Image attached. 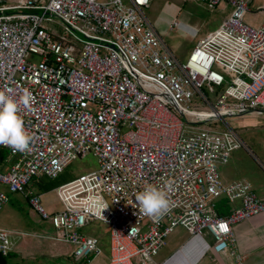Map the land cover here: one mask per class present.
Segmentation results:
<instances>
[{
    "label": "built area",
    "instance_id": "2783aa9c",
    "mask_svg": "<svg viewBox=\"0 0 264 264\" xmlns=\"http://www.w3.org/2000/svg\"><path fill=\"white\" fill-rule=\"evenodd\" d=\"M151 1L0 0V91L17 102L32 137L24 153L0 145L9 151L0 184L74 245L77 264H93L100 253L98 238L82 230L94 222L109 227L108 264H135L136 256L147 264L177 226L208 236L213 253L243 264L231 248L233 227L264 213V197L247 179L223 181L218 165L246 146L226 116L264 114V19L244 21L249 0H199L231 10L182 62L149 21ZM224 83L218 96L204 92ZM218 120L223 128L214 127ZM90 152L96 169L56 186L62 208L47 212L31 182L57 178ZM149 185L168 193L170 210L159 220L139 213L135 200ZM220 199L227 214L216 210ZM7 200L0 190V210ZM12 248V234L0 228V255Z\"/></svg>",
    "mask_w": 264,
    "mask_h": 264
},
{
    "label": "rangeland",
    "instance_id": "374dc122",
    "mask_svg": "<svg viewBox=\"0 0 264 264\" xmlns=\"http://www.w3.org/2000/svg\"><path fill=\"white\" fill-rule=\"evenodd\" d=\"M164 4H166L168 8L175 6V15L181 27L174 31H170L169 29L162 30L160 26L157 25L156 29L162 35L166 44L172 48L175 55L182 62L187 59L197 39L215 29L220 22L229 15L231 10V6L228 3H223L215 8H211L206 3L199 0H152L149 7L145 9V13L152 24L156 18L163 17V14H167L165 10H162V8H165ZM247 14L244 18L245 22ZM250 15L257 21L263 17L261 15ZM223 16L225 17L222 18ZM219 19H221V21ZM217 20H219V22ZM247 24L252 25L251 23ZM214 69L221 72L227 78H230L229 74L223 69L217 66H215ZM225 85L224 83L220 87H213V92H210L208 88L205 87L204 92L211 99L214 94L218 96ZM215 90L217 93H215ZM196 100L197 98H194V101ZM194 101L190 104V107L196 106L198 110L205 111L209 109L208 105L196 103ZM173 111L176 110L173 109ZM225 119L246 144L245 147H240L237 150V152L244 151L246 153L247 151L248 153H246L248 158L245 161V170H249V165L251 164L259 174L264 175V114L226 116ZM207 126L208 125L204 123L198 125L199 128H205ZM223 126L224 123L219 120L216 121L214 125L215 128H223ZM228 163L229 162H227V164ZM225 164H219L218 170L221 165ZM97 166L98 160L96 156L90 152L85 156L72 160L57 178L49 179L45 177L43 179L45 181L44 184L39 183L34 186L39 192L42 207L49 213L60 211L62 204L55 192V188H53L56 187V183L74 177L80 173L84 174L90 172L96 169ZM41 186H44L43 190L38 189ZM0 190H3L8 196V200L0 210V228L9 230L15 240L13 253L8 261L12 264H71V260L73 259L71 254L74 245L54 238V227L52 223L49 220L42 219L21 193L10 192L3 184H0ZM108 229V225L102 222L87 224L82 229L84 233L96 236L97 238H100L103 231L106 233L104 240L100 238V253L93 259V264H108L109 262L110 243ZM178 229L183 228L177 226L176 230ZM172 242L171 236L166 237V243H168V245H164L152 260L147 259L148 264L159 263L161 257L170 250V244ZM213 255L216 257V261L222 264L220 254L217 255L213 253ZM132 260L137 264L139 257L136 256Z\"/></svg>",
    "mask_w": 264,
    "mask_h": 264
},
{
    "label": "crops",
    "instance_id": "0c3cea01",
    "mask_svg": "<svg viewBox=\"0 0 264 264\" xmlns=\"http://www.w3.org/2000/svg\"><path fill=\"white\" fill-rule=\"evenodd\" d=\"M249 5H250V12L247 14L246 22L251 23L252 25L255 26L261 24L264 19V14L260 12L258 13L257 10L258 7L264 5V0L261 1L256 0V2L255 0H249ZM164 6L165 8H162V10H165L167 14H163V17H158L154 20V23L152 24L154 28L156 29V26L158 25L162 30L169 29L170 31H174L175 29L181 27V25L179 26L178 24V27H174L173 29H170V23L174 19L178 21L175 15L176 9L175 6L170 8H168L166 4H164ZM250 14H254V16L261 15L263 17H261V19L257 21L254 20L253 16ZM224 17L225 16H223L222 18ZM221 19L219 20L221 21ZM219 20L217 21L219 22ZM149 21L151 22L150 19ZM237 150L238 148L232 151L228 164L226 163L225 165L220 166L219 170L221 173L222 180L225 182H231L234 180L247 179L252 183L254 191L259 196L264 197V175L259 174V172L256 171L255 167H253L251 164L249 165V170H245L244 168L245 161L248 158L247 157L248 153L246 151L247 153L246 154L244 151H241L240 149L239 150L241 152H237ZM5 165L6 162L4 160L3 163L2 162L0 163V167H1L0 170H3L5 168ZM40 181L42 182H38L36 179H34L31 182L29 187L31 192H35L39 195V192L34 188V186L39 183L41 184L45 183L43 179ZM43 188L44 186H41L38 189L43 190ZM176 229L177 227L168 235L171 236V241H173L170 244L171 247L170 250L166 254H164L161 257V261L159 263L157 262L156 264H219L216 261V257H214L213 252L210 248L212 241L208 236H201V237L192 236L184 228H183L184 230L183 229L176 230ZM233 234L235 240L233 245H231V248L234 249V251L237 254L240 255L242 254L245 257L243 264H264V213H261L250 219L243 220L235 224L233 227ZM105 235L106 233L103 231V234L100 235L101 240L105 239ZM108 235H109V229H108ZM54 238H56L55 230H54ZM100 238L98 237L99 242H101ZM14 244H15V240L13 239V247ZM167 245L168 243H165V246ZM12 253H13V248L8 254L9 256L7 259H9ZM220 258L222 259V264H234L233 259H231L229 254L222 255L220 256ZM71 261H72L71 264H77L74 258ZM7 264H12V263L8 261Z\"/></svg>",
    "mask_w": 264,
    "mask_h": 264
},
{
    "label": "clouds",
    "instance_id": "9594fccd",
    "mask_svg": "<svg viewBox=\"0 0 264 264\" xmlns=\"http://www.w3.org/2000/svg\"><path fill=\"white\" fill-rule=\"evenodd\" d=\"M24 104H28L31 94L25 90L22 97ZM31 135L25 130L24 121L18 115V104L11 95L0 91V145L10 147L15 152L24 153L30 149ZM139 213L153 220H159L170 210L168 193L154 186H146L143 191L135 195ZM108 207L99 205L103 213Z\"/></svg>",
    "mask_w": 264,
    "mask_h": 264
},
{
    "label": "trees",
    "instance_id": "16d2710c",
    "mask_svg": "<svg viewBox=\"0 0 264 264\" xmlns=\"http://www.w3.org/2000/svg\"><path fill=\"white\" fill-rule=\"evenodd\" d=\"M8 157H9V151L7 149H4V148L0 147V163L1 162L3 163V161L5 159H7ZM12 159L13 158L11 157L10 160H12ZM0 169H1V167H0ZM73 178H75V176L67 178V179H65L63 181H60V182L56 183L55 186H58V185L63 184V183H66V182L72 180ZM49 181H52V180H49ZM53 188H55V187H53ZM215 206H216V210L218 211L219 214H227L229 212V209H230V207L228 206V202L225 199L218 200ZM8 256L9 255H6V256L5 255H0V264H7L8 263V259H7Z\"/></svg>",
    "mask_w": 264,
    "mask_h": 264
}]
</instances>
